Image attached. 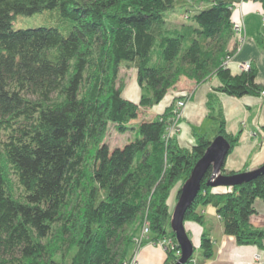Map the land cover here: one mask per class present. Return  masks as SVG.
Instances as JSON below:
<instances>
[{
    "label": "trees",
    "instance_id": "1",
    "mask_svg": "<svg viewBox=\"0 0 264 264\" xmlns=\"http://www.w3.org/2000/svg\"><path fill=\"white\" fill-rule=\"evenodd\" d=\"M241 1L248 0H0V264H127L145 223L152 241L171 239L161 264L179 259L168 199L175 191L177 202L215 136L224 135L231 151L240 131H227L212 93L211 128L194 130L191 147L167 128L176 101L188 95L176 94L148 118L139 113L184 78L198 84L215 75L213 89L236 97L264 92L251 61L238 71L228 64L240 46L230 44ZM179 7L189 21L169 26L166 16ZM47 8L56 24L14 27L17 14ZM123 64L136 70L138 100L123 95ZM111 124L135 136L111 149ZM211 171L184 220L202 225V208L211 204L226 234L264 249V227L250 221L256 199L264 200V172L211 186ZM214 252L203 229L183 264H205Z\"/></svg>",
    "mask_w": 264,
    "mask_h": 264
},
{
    "label": "crops",
    "instance_id": "2",
    "mask_svg": "<svg viewBox=\"0 0 264 264\" xmlns=\"http://www.w3.org/2000/svg\"><path fill=\"white\" fill-rule=\"evenodd\" d=\"M263 16L264 4L261 1H241L234 7V22L242 21L244 29L241 33H234L230 46L237 40L240 46L228 60L229 66L234 71L241 69L242 62L251 61L258 67L257 80L262 83H264ZM217 83L218 79L215 75L198 84L194 80L184 78L178 85L179 88L170 89L166 97L154 106L155 113L162 111L176 94L188 95L182 110L180 130L176 135L182 146L191 147L195 143L194 130L206 132L211 128L207 100L208 95L212 93L222 104L227 131L231 133L240 131L239 142L227 154L225 167L237 172L256 169L264 162V92L261 95L246 94L236 97L214 90L213 87ZM206 120L210 122L203 131L201 127ZM170 197L173 198L175 206V191ZM255 204L257 211L250 216V221L255 227H264V200L257 198ZM202 212L204 213L202 225L194 220H186L185 227L195 247L200 243L203 229L210 230L215 252L205 264H259L260 261L264 263V249H259L255 245H240L233 235L223 231L221 218L218 217L213 205H206L202 208ZM256 253L261 254L260 261L256 259ZM165 257L164 246L158 242H146L138 251L136 264H161Z\"/></svg>",
    "mask_w": 264,
    "mask_h": 264
},
{
    "label": "water",
    "instance_id": "3",
    "mask_svg": "<svg viewBox=\"0 0 264 264\" xmlns=\"http://www.w3.org/2000/svg\"><path fill=\"white\" fill-rule=\"evenodd\" d=\"M230 147V142L224 135L219 134L215 136L202 156L195 162L190 175L179 191L178 200L172 213L171 227L176 234L181 252L179 259L174 264L185 263L195 249V245L186 230L184 217L188 207L201 189V183L207 171L210 168L212 169L206 181L211 186L239 184L260 172H264L263 162L258 168L253 170L238 171L232 174L222 173V167L230 151Z\"/></svg>",
    "mask_w": 264,
    "mask_h": 264
},
{
    "label": "rangeland",
    "instance_id": "4",
    "mask_svg": "<svg viewBox=\"0 0 264 264\" xmlns=\"http://www.w3.org/2000/svg\"><path fill=\"white\" fill-rule=\"evenodd\" d=\"M183 9H184V7H179V8H177V10L175 12L169 13L166 16V19H167L169 26H175V25H179L183 22L189 21L188 18L185 16V12L183 11ZM56 19H57V16H56L55 11L53 9L47 8V9H44L42 11H38V12H35L32 14H21V13L17 14L13 20V25H14V27L50 25V24H56ZM242 31L243 30H241L240 33ZM237 42H239V40H237ZM241 69H247V68L241 67ZM118 82H121L124 86V89H123V95L124 96H126L130 99H133V100H138L137 98H139V96H140L141 89H140V86L137 82L136 70L132 66H128V65L123 64L120 67ZM176 87L179 88V86H176ZM178 94H184V93H178ZM154 106L142 108L140 113H139L138 120L148 118L152 114H155L156 110L154 109L155 108ZM181 117L179 118L177 123H175L173 121L168 123V126H167L168 129L172 125H175L177 127V129L172 134H174V133L177 134L179 132ZM209 122H210L209 120H206L205 124L201 127L203 131L207 128L206 125ZM134 123H136V121ZM134 136H135L134 130L128 129L125 132H119L114 127V125L111 124L109 126L107 133H106L105 140L109 144L110 148L113 149L116 146H123L129 140H132ZM258 199H261V198H258ZM168 201L171 205L170 208H173V206H174L173 205V198L170 197ZM209 222H212V221H209ZM140 233H141V231H140ZM139 234H137V235H139ZM147 242H151V241H147ZM145 243L146 242L140 244L137 241H135L134 257L136 258V260H137V255H138V251H139L140 247H142ZM179 250H180V247H179ZM180 252H181V250H180ZM199 254H200L199 249H196L195 255L198 256ZM262 264H263V262H262Z\"/></svg>",
    "mask_w": 264,
    "mask_h": 264
},
{
    "label": "built area",
    "instance_id": "5",
    "mask_svg": "<svg viewBox=\"0 0 264 264\" xmlns=\"http://www.w3.org/2000/svg\"><path fill=\"white\" fill-rule=\"evenodd\" d=\"M262 22L264 24V16H263ZM233 29H234L235 33H240V31L244 29V23L242 21H235L234 24H233ZM249 66H250V61H244V62L241 63V67L242 68H248ZM185 104H186V100L185 99H178L176 101V104H175V107H174L173 122H175V123L178 122L179 118L182 116V110H183V107L185 106ZM176 129H177V127L175 125H172L168 129L169 135H171ZM218 217L221 218L220 214H218ZM147 240L151 241V242H154L150 238V229H149L148 225L145 223L143 225L141 233L135 237V241H137L138 243L142 244V243H144ZM157 242L160 245L165 247L166 244L171 243V239L168 238V237H164L163 239H160ZM178 252H180V250H178ZM255 256H256V259L258 261H260L261 255L259 253H256ZM136 263H137V260H136V258L134 256L132 257V259L130 261L127 262V264H136ZM259 264H262V262L260 261Z\"/></svg>",
    "mask_w": 264,
    "mask_h": 264
}]
</instances>
